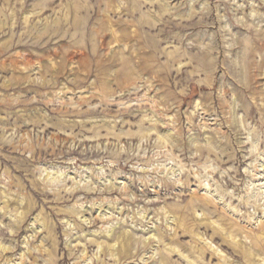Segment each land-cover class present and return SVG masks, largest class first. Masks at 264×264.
<instances>
[{
	"label": "rangeland",
	"instance_id": "obj_1",
	"mask_svg": "<svg viewBox=\"0 0 264 264\" xmlns=\"http://www.w3.org/2000/svg\"><path fill=\"white\" fill-rule=\"evenodd\" d=\"M0 264H264V0H0Z\"/></svg>",
	"mask_w": 264,
	"mask_h": 264
}]
</instances>
